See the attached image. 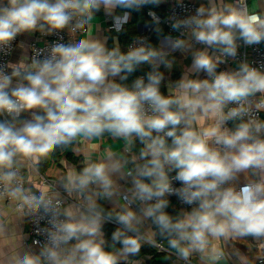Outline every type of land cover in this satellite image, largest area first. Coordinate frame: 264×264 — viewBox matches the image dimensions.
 Wrapping results in <instances>:
<instances>
[{"label": "clouds", "instance_id": "obj_1", "mask_svg": "<svg viewBox=\"0 0 264 264\" xmlns=\"http://www.w3.org/2000/svg\"><path fill=\"white\" fill-rule=\"evenodd\" d=\"M160 3L0 0V51L24 33H80L36 51L30 62L0 66V195L18 213L47 224L39 229L38 251L29 247L15 264H129L143 245L164 249L160 241L174 264H192L193 257L201 264H264V68L245 60L217 71L241 43L264 42V13L250 11L248 0H207L194 14L173 19L171 28L187 39L166 35L159 47L138 39L126 52L119 44L109 48L98 24L94 31L101 9L119 32L132 11ZM116 8L122 14L114 15ZM174 52L190 53L191 64L171 85L175 92L165 95L161 67H173ZM144 64L151 69L146 76L130 86L117 82ZM200 72L207 78H193ZM200 119L211 123L198 127ZM104 138L122 141L123 150L108 145L60 180L75 202L65 205L57 191L24 187L25 164L38 168L58 148L95 146ZM241 174L246 182L238 187ZM118 181L130 186L123 190ZM171 195L191 209L169 214ZM107 222L120 225L111 243ZM249 238L252 256L234 246Z\"/></svg>", "mask_w": 264, "mask_h": 264}, {"label": "crops", "instance_id": "obj_2", "mask_svg": "<svg viewBox=\"0 0 264 264\" xmlns=\"http://www.w3.org/2000/svg\"><path fill=\"white\" fill-rule=\"evenodd\" d=\"M172 0H161L159 4L164 8V11L168 7L169 3ZM200 4H207V0H196ZM250 11H260L264 13V0H248ZM121 9H114V15L122 14ZM112 16H109L105 13L103 9L96 13V21H94V31L95 25H99V32L97 33L101 38H106L107 46L110 43L111 37H113V42L115 44H119L121 50L124 51V47L120 44L119 41V33H115L113 31H109L107 26L109 20ZM152 20L149 16L144 17L140 23L138 24V31L141 33L145 31L149 26L151 27ZM79 36V35H78ZM77 36V37H78ZM76 37V38H77ZM164 37V36H163ZM163 37L160 39L158 43V47L163 40ZM44 37L39 33L35 32L32 34L24 33L20 37V41L17 44L10 63H19L21 60H25L29 62V54H30V45L32 42L37 41L41 43ZM196 49H202L204 47L196 46ZM125 52V51H124ZM209 52H213L212 49H209ZM172 59L174 60L173 67L171 69H165L161 67L164 72V80L163 84L166 87V91L169 94L175 92V89L172 88V84L175 83L173 79V74H178V79L184 74L186 69L191 64V54H181L180 52L172 53ZM9 71H11L9 69ZM193 78L205 79L204 72H200L196 74ZM119 81V77L116 78ZM29 118V117H26ZM210 121H206L204 119H200L197 122L198 127H206L210 124ZM80 138H78L79 140ZM95 146H89L88 144H74L72 148V153L78 157V164H74L69 161L63 152L61 155L52 159L47 167H45L42 160L38 168H33L31 165L25 164L22 169L24 171V177L26 179V189H31L33 193H38L39 191L47 188L50 191H57L64 197L65 205L75 202V197H69L65 192L63 186L60 184V180L62 177L67 175L71 171H79L82 169L89 157L99 158L104 151V148L108 145H112L113 149L117 152L123 150V142L122 141H113L111 139L104 138L103 141H94L92 142ZM141 145L137 142L136 148L133 150L134 153H138ZM123 190H126L130 185L125 181H118ZM246 182L243 174L240 175L239 183ZM105 207L109 210H114L115 206L111 201L102 199ZM100 199L97 200V203ZM136 208V205H133ZM179 211H182L180 209ZM106 224V223H105ZM104 224V225H105ZM147 230V226L145 228ZM104 231V230H103ZM253 245V252H249L248 245ZM144 246V245H143ZM234 246L239 248V250L249 256L254 254V242L249 238L247 241H238L234 242ZM33 248L37 250L39 248L34 247L30 244L28 235H27V223L24 215L18 213L14 206L10 203H7L4 198L0 197V262L1 264H15L16 258L23 255L24 252L29 248ZM223 247L226 252L231 251L228 246V242L223 243ZM169 253L167 252H158L155 257V260H151V256L141 255L139 258H133L129 264H134L136 259L139 260L140 264H174L175 256H172L171 259H168ZM153 256V255H152ZM192 262L194 264H201V261L198 257H193Z\"/></svg>", "mask_w": 264, "mask_h": 264}, {"label": "built area", "instance_id": "obj_3", "mask_svg": "<svg viewBox=\"0 0 264 264\" xmlns=\"http://www.w3.org/2000/svg\"><path fill=\"white\" fill-rule=\"evenodd\" d=\"M201 4L196 1V0H172L168 7L166 8L164 14H158L156 13L154 10H149L148 11V15L150 16L151 20H152V25L151 27L149 26L145 31L141 32L135 39H133L131 42H129L127 44L126 47H124V50L127 51L128 47L133 45V43L138 40V39H143L146 41V43H149V39L151 36L152 31L154 30V28L158 25L163 23V25L166 27L167 30V35H171L173 37H180V38H184L187 39V33H185L183 36H181V33L178 31H174L171 28V23L173 21L174 18H183L187 15H192L195 13L196 9L200 6ZM150 13H154L155 17L158 18V20H154L153 16L150 15ZM130 20V19H129ZM129 20L123 25V29L124 27L127 25V23L129 22ZM109 31H113L115 33H120L121 31L117 32L114 28V21H113V17L109 20L108 26H107ZM78 35H80V33H76L73 36H69V33L67 31H64L58 35H50V36H43L44 40L39 43L37 41H34L31 43L30 45V54H29V62L31 60V57L35 54L36 51L41 50V49H45L48 45H50L53 42H64L67 43L69 41L70 38L75 39ZM20 37L21 35H19L15 41H13L12 46L9 50L7 51H0V66L5 65L10 63L12 54L17 46V44L20 41ZM63 37V39L61 40L60 38ZM196 46L199 47H205L202 44H196ZM247 61L249 62L252 66L254 67H262L264 68V42H262L259 45H255V46H244L241 43V47L238 50V54L235 58L233 57H228L226 62L223 64H220L217 68V71H227V70H235L239 63L241 61ZM140 76H145L144 74H139L138 77ZM204 78H207V74L204 73ZM259 116L261 119H264V111L259 113ZM3 117H0V119H2ZM228 127H233V122L229 121L227 124ZM171 176L175 175V172L170 173ZM20 176L22 178V182L24 184V187L26 188V179L24 177V171L21 168L20 171ZM245 183V182H244ZM243 183L238 184L237 186H241ZM173 186L174 187H180V183L178 181H173ZM0 192H2V186H0ZM1 198H4L5 201H7V203H10L14 206V209L16 210V203L11 201L6 195H0ZM64 200V197L61 196ZM167 199L169 200V205L178 208L179 210H190L192 206L190 205H186L183 204L176 195H171L168 196ZM65 202V200H64ZM66 203V202H65ZM26 219V223H27V235H28V239L29 242L32 246L39 248V243H42L44 240L43 235L38 234L39 229L42 227L47 226L46 221L44 220H37L35 218L32 217H26L24 216ZM110 223H114L119 225L118 223L115 222H110ZM120 226V225H119ZM161 244H163L162 242H160ZM158 252H167L166 247L164 249L162 248H155ZM1 264V262H0ZM192 264H194L192 262ZM258 264V262H257Z\"/></svg>", "mask_w": 264, "mask_h": 264}, {"label": "trees", "instance_id": "obj_4", "mask_svg": "<svg viewBox=\"0 0 264 264\" xmlns=\"http://www.w3.org/2000/svg\"><path fill=\"white\" fill-rule=\"evenodd\" d=\"M154 10L156 13L158 14H164V8L161 7L160 5H145L144 7H142L139 11H132L131 14H130V20L129 22L127 23V25L124 27V29L119 33L118 37H119V41H120V44L123 46V47H126L127 44L129 42H131L133 39H135L139 34L140 32L138 31V24L140 23V21L144 18V17H147L149 16L148 15V11L149 10ZM150 17V16H149ZM167 35V30H166V27L163 25V23L161 24H158L154 30L152 31L151 33V36H150V39H149V44L153 45L154 47H158V43L160 41V39L163 37V36H166ZM114 46V42H113V37H111V40H110V43L108 44V47L111 48ZM125 51V50H124ZM126 52V51H125ZM150 66L147 65V64H144V65H141L137 68V70L131 74L128 79L126 81H117V82H120V83H125V84H128L129 86L131 85V83L138 77L139 74H144L146 76V73L148 71H150ZM162 71V69H161ZM178 74L177 73H174L173 74V79L174 81H177L178 80ZM161 92L165 95H167V91H166V87L165 85L161 84ZM74 145V144H73ZM73 145L69 146V147H66V148H58L57 150H55V152L47 159H45L44 162H42V164L47 167L50 163V161L52 159H56L58 158L61 153L63 152V154L66 155L67 159L69 161H71L72 163L74 164H78L79 160H78V157H76L73 153H72V148H73ZM102 207H104L106 210H109L105 207L104 203H103V200L100 199V201L98 202ZM166 211L171 214V215H177L180 211L178 208H175L171 205H169L166 209ZM120 227L119 225L117 224H114V223H110V222H107L104 226H103V230H104V233H105V238L106 240L111 243V235L112 233L118 228ZM157 239L159 240V237H157ZM162 242L165 247H166V242L165 241H160ZM141 255H148V256H151V260H155V257L157 255V250L153 247H150L148 245H144L142 246L141 248V252H140ZM153 255V256H152Z\"/></svg>", "mask_w": 264, "mask_h": 264}]
</instances>
